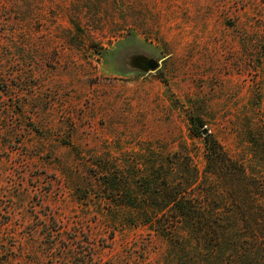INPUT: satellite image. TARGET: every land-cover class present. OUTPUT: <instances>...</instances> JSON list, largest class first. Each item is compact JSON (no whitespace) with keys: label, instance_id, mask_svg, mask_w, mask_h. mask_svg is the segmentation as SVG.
I'll list each match as a JSON object with an SVG mask.
<instances>
[{"label":"rangeland","instance_id":"1","mask_svg":"<svg viewBox=\"0 0 264 264\" xmlns=\"http://www.w3.org/2000/svg\"><path fill=\"white\" fill-rule=\"evenodd\" d=\"M195 117L253 161L264 0H0V264H201L156 231L169 187L227 214Z\"/></svg>","mask_w":264,"mask_h":264},{"label":"trees","instance_id":"2","mask_svg":"<svg viewBox=\"0 0 264 264\" xmlns=\"http://www.w3.org/2000/svg\"><path fill=\"white\" fill-rule=\"evenodd\" d=\"M191 124L192 133L205 140V171L216 179L218 192L205 194L217 195L227 214L192 203L178 187H169L161 211L171 212L172 221L156 231L168 239L184 221L204 249L201 264H264V124L249 134L254 159L248 166L228 156L210 134H202L199 118H191ZM138 213L141 224H152L155 212Z\"/></svg>","mask_w":264,"mask_h":264},{"label":"water","instance_id":"3","mask_svg":"<svg viewBox=\"0 0 264 264\" xmlns=\"http://www.w3.org/2000/svg\"><path fill=\"white\" fill-rule=\"evenodd\" d=\"M142 68L145 71H156L159 68V63L154 59H149L144 62H142ZM202 134H207V131L205 129H202Z\"/></svg>","mask_w":264,"mask_h":264}]
</instances>
